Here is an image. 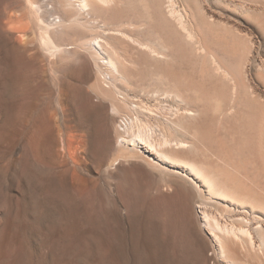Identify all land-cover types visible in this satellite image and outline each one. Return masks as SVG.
Here are the masks:
<instances>
[{"label":"bare ground","instance_id":"6f19581e","mask_svg":"<svg viewBox=\"0 0 264 264\" xmlns=\"http://www.w3.org/2000/svg\"><path fill=\"white\" fill-rule=\"evenodd\" d=\"M26 2L6 15L0 32L15 61L34 48L75 62L63 72L68 99L75 100L74 115L63 123L72 162L84 168L83 158L73 160L85 153L97 169L107 163L112 139L99 135L106 106L77 96L83 84L96 90L107 78L112 88L98 89L102 96L129 106L128 124H138L127 137H115L122 149L107 166L115 169L116 189L139 184L146 210L163 216L169 240L162 259L177 244L180 264H264V109L252 96L254 81L264 84V76L251 54L253 30L264 33L258 16L264 0ZM228 95L231 119L239 122L227 117L225 134L238 132L239 139L222 136L210 119L209 110L220 112ZM48 117L33 125L28 141L42 154L54 149V116Z\"/></svg>","mask_w":264,"mask_h":264},{"label":"rangeland","instance_id":"374dc122","mask_svg":"<svg viewBox=\"0 0 264 264\" xmlns=\"http://www.w3.org/2000/svg\"><path fill=\"white\" fill-rule=\"evenodd\" d=\"M25 5L26 0H0V28L7 14L24 10ZM210 8L217 11L213 4ZM26 14L30 20L31 15ZM258 16L264 19L263 12ZM243 23L241 21L245 26ZM253 31L257 40L251 54L256 60L254 67L259 68L255 72L264 76V33ZM9 46L0 32V264H180L177 244L168 251L169 263L162 259L163 243L169 240L163 231L164 219L156 209L155 214L147 211L141 186L114 187L112 172L115 169L107 164L122 149L115 137L117 140L127 137L132 126L134 131L138 124H128L133 114L129 106L111 105L100 93L103 88H112V83L102 78L97 91L88 85L90 82L80 86L77 92V96H89L92 104L106 106L108 113L101 121L99 135L109 133L112 139L105 151L107 163L100 169L94 167L87 154L80 153L75 142L72 150L75 155L80 154L73 161L83 158V168L79 161L74 164L65 151L70 138L64 132L63 123L74 115L75 100L68 99L63 72L75 62L70 58L61 63L57 53L38 54L34 48L15 61ZM115 81L121 86L129 85L121 79ZM258 82L254 81L256 95L252 96L257 98L258 110L262 111L264 84ZM216 97L214 103L219 101ZM231 98L228 95L226 101L220 100L223 107L228 104L220 112L213 110V113L211 109V114L208 112L213 115L210 119L215 121L213 129L227 139L230 137L228 140L239 139L240 134H225V121L235 115L234 109H229L234 100ZM49 115L55 119L51 118L55 124L51 155L36 151L28 143L30 130L40 121L48 120ZM154 121L150 119V122ZM229 122L238 125L239 121L232 118Z\"/></svg>","mask_w":264,"mask_h":264}]
</instances>
